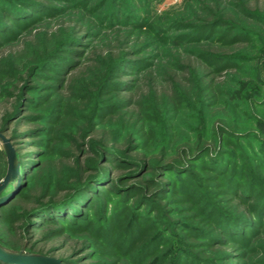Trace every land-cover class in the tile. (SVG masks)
I'll return each mask as SVG.
<instances>
[{
	"label": "trees",
	"instance_id": "1",
	"mask_svg": "<svg viewBox=\"0 0 264 264\" xmlns=\"http://www.w3.org/2000/svg\"><path fill=\"white\" fill-rule=\"evenodd\" d=\"M20 1L21 9L16 10L13 17L0 4V15H8V21L26 30L25 36L19 38L20 32L0 27V50L15 41L14 49L3 56L0 54V131L4 135L8 131L11 135L19 134V138L24 139L17 145V138L9 137L17 151L19 147L35 146L36 162L30 170L24 166L15 190L0 201V245L17 251L22 246L23 233L30 237L47 223L72 226L92 235L90 225L94 221L97 223V219L89 221L85 211L92 202V183L104 179L101 185L121 200L124 207L122 216L116 215L118 221L125 220V214L131 211L139 215L141 208L146 207L147 216L134 220L133 227L138 234L131 241L136 248L150 249L161 242L166 244L169 240L162 236V231L164 235L175 236L176 220L164 218L161 224L163 219L158 218L170 212L169 195L177 197L173 203L181 204L179 214L186 215V211L195 208L207 213L204 218L196 214L201 227L197 234L209 237V241L200 243L205 247L204 252L209 251L211 256H201L202 248L197 249V264H216L213 260L221 256L219 250H224L225 246L231 245V250L241 248L244 243L238 247L233 242H237L238 234L245 240L241 231L246 228L232 223L246 222L240 217L243 211L247 219H255L258 215L254 216L253 202L240 198L246 191L242 187L245 169L240 170L239 181L233 179L236 178L235 169L242 168L243 162H230L234 155L230 145L233 139L242 140L251 134L237 130L235 125L234 130H229L224 108V105L229 107V102L220 103L216 95L237 100L232 90L223 89L231 78L226 75L222 81L214 82L208 76L211 72L207 71L217 72L223 64L237 74L245 58L239 54L226 55L219 64L211 65L212 70H206L202 62L173 56L169 66L158 73L144 71L139 75L143 80L137 79L139 83L131 79L123 81L119 79V67L135 65L136 60H131L130 55L139 52L137 38L120 32L100 35L96 45L87 43L89 47L83 50L78 47H86L84 41L92 31V25L85 19L60 15L53 22H43L35 14L29 16L26 10L39 8L24 3L27 0ZM221 16L220 12L213 20L214 25L233 27L223 23ZM238 31L240 33L229 30V36L218 37L217 41L227 47L235 43L252 46L253 41H257L255 31ZM261 42L258 53L264 52V40ZM206 55L200 56L201 59ZM55 62L59 63V68L53 67ZM121 87L128 96L116 92ZM93 90H96L95 98L89 93ZM202 91L208 92L206 99L210 96L213 99L209 104L203 99L201 105L215 107L212 114L206 113L209 116L204 131L193 135L187 128V133L173 128L171 123L179 124L181 118L166 115L177 113L184 103ZM113 99L118 100L116 104L111 102ZM107 100V104H100ZM152 112L165 115L157 116L166 125L160 135V144L158 140L153 142L155 133L147 124ZM184 124L179 125L183 128ZM139 141L148 150L131 156L138 151ZM107 163L118 173L102 178L100 175L109 168ZM257 166L259 164L254 163V167ZM170 175L177 176V180ZM254 179L251 182L257 187L259 184H255ZM214 191L218 193L212 196L218 199L214 202H224L226 210L212 208L216 204L213 205L210 197H199L201 193ZM99 192L100 204L107 203L109 195ZM134 197L130 206H124ZM192 202L194 206H189ZM91 212L96 214L95 209ZM153 213L158 215L152 222L150 215ZM225 221L229 223L223 224ZM2 222L11 234L8 237L1 232ZM180 233L187 238L185 240L193 237L191 228L182 229ZM90 237L86 236L80 245L91 247L94 238L88 241ZM170 251L159 264H167L172 255L179 263L187 255L182 249ZM157 252L159 254L160 250ZM60 259L68 264L67 258ZM0 264L7 263L0 261Z\"/></svg>",
	"mask_w": 264,
	"mask_h": 264
},
{
	"label": "rangeland",
	"instance_id": "2",
	"mask_svg": "<svg viewBox=\"0 0 264 264\" xmlns=\"http://www.w3.org/2000/svg\"><path fill=\"white\" fill-rule=\"evenodd\" d=\"M20 2V0H0V4L11 13V17L14 16L16 10L21 9ZM24 3L39 8V10H31L28 7L26 10L29 11V16L35 14L43 22H53L60 15V17L65 18L70 15V17L85 19L84 21L87 24L92 25V31L84 41L86 47H78L83 50L89 47L87 43L96 45L100 35L120 32L128 34L132 39L137 38L136 48L139 52H132L130 55L131 60H136L135 65L132 64L126 67L125 64L119 67V79L123 81L131 79L139 83L137 79L143 80V77L141 78L139 75H142L144 71L151 70L153 73H158L161 68L169 66V60L173 56L191 58L198 63L202 62L206 70H212L211 65L219 64L222 57L226 55L239 54L245 58L246 61L240 65L242 70L237 74L234 69L224 67L223 64L219 66L222 67L221 70L207 72H211L208 76L214 82H220L223 76L229 75L231 82L228 83L227 88L223 87V89L232 90L237 100L224 95H216L217 99L220 103L228 104L229 102V107L224 105V108L227 109L226 121L229 124V130H234L236 126L237 130L248 131L247 133L251 134L242 140H232L230 148L233 150L234 155L230 157V162L232 160H235V164L243 162L242 168L239 166L235 169L236 178L233 179L239 181V172L245 169L242 187L246 191L242 193L240 198L254 203V216L258 215V219H247L249 217L243 211L240 217L245 218L246 222L232 224L246 228L241 231V233H244L245 240L239 238L238 234V237H236L237 242H233L238 247L239 244H244H241V248L236 247L232 250L230 249L231 245L225 246L224 250H219L222 257L220 256L213 262L216 264H264V52L258 53L257 51L263 43L261 41L264 40V0H27ZM221 8L223 10H220ZM35 11L40 13H34ZM220 12L222 22L233 27L214 25L213 22L215 21L213 20H216L215 17ZM37 23L41 24V22ZM0 27H7L11 32H20L21 36L19 38H23L26 34V30L19 29L14 22L8 21V15L5 17L0 15ZM238 29L247 33H249L248 30L255 31L257 41H253L252 46L235 43V45H228V47L217 41L218 37L227 36L229 30L240 33ZM241 34L244 35V33ZM230 39L232 41L233 37ZM14 42L5 45L0 50L1 56L5 55L9 49L15 48L12 46ZM242 48L244 49L241 50ZM241 51L242 53H236ZM206 54L214 57H208ZM202 55L206 56L201 59L200 56ZM59 66V63L55 62L53 64L54 68H59ZM123 90L121 87L116 92L120 96H128L129 93ZM95 91L89 92L94 98L97 95ZM207 93L202 91L200 95L194 96L190 101L184 103V106L177 113L166 115L179 116L181 118L179 122L185 123L181 128L180 123L176 124L173 121L171 123L172 127L181 130L182 133H187V128L193 135L204 131L203 127L208 125L209 115L206 113L212 114L215 110L213 106L205 105L203 107L201 105V101L208 97ZM136 98H139V95H136ZM210 99H213V97L210 96L209 99H206L207 104H209ZM116 101L118 100L113 99L111 102L116 104ZM107 102L108 100L101 101L100 104H107ZM150 116L147 124L155 133L152 140L154 143L158 140V144H160L162 142L160 135H163V127L166 125L157 116L165 115L152 112ZM182 116H185V119ZM5 136L17 138V145H20L19 142L24 140L22 137L19 138V134L11 135L9 131ZM142 143V141H139L138 151L131 153V156L148 150L146 147L143 148ZM19 148L18 151L15 148L17 155L19 158L21 157L19 178L8 187L7 191L10 190L9 195L19 184L24 166L27 165L30 170L36 162L33 155L35 146H27L25 149L23 147ZM4 157L5 153L0 142V179L6 170ZM261 161L262 164H260ZM254 163L259 164V166L254 167ZM107 166L109 168L100 175L102 178L112 177L118 173L117 169L112 168L111 163H107ZM240 176H242V173ZM170 177L177 180L175 175H170ZM253 178H255V184H259L257 187L251 182ZM102 182H104V179L92 183L93 190L91 191L93 194L90 196L92 202L87 205L85 211L89 221L97 219V223L94 221L90 225L93 231L92 235L86 230H76L72 226L61 227L60 225L47 223L33 232L30 237L23 233L21 246L23 250L27 253H38L56 258L64 257L67 258L68 264H159L170 250L182 249L187 253L186 257L176 263L175 258H173L174 255H172L167 264H197L198 259H196L195 251L202 248L200 242L209 241V237L197 234L201 227L197 223L198 217L196 214L204 218L206 212L203 214L201 210L195 208L186 211V215L179 214L181 204L176 201L173 203L177 197L169 195L170 212L166 215L163 214V217L160 214L158 218L163 219L161 224L164 222V218L176 220V224L179 226L177 225V229H175V236L168 233L164 235L162 231V236L169 240L166 244L161 242L153 245L150 249H144L142 246L136 248L137 245L131 241V238L134 236L136 238L138 234V230L135 232L133 227L134 220H140L143 216H147L145 215L146 207L141 208L139 215L131 211L127 215L125 214L127 217L125 220L119 219L120 221H118L116 215L122 216L123 213L122 202L105 186L101 185L104 184ZM132 190L134 192V189ZM99 191L109 195L107 203L100 204L101 192ZM203 196L210 197L213 205L216 204L212 208L226 210L224 202H214V200H218L213 198L218 196L217 191L201 193L199 197ZM134 200L135 197L130 199L124 206H130ZM189 206H194L193 202L189 203ZM92 209H95L97 216L91 212ZM157 215L156 213L150 215L152 222L155 221ZM227 223L229 222L225 221L223 224ZM2 224L4 225L1 226V232L5 237H8L11 234L6 229L5 223L2 222ZM188 228L192 229L193 237L185 240L187 238L183 237L180 230H187ZM89 235L94 238L92 246H81L82 241ZM235 236L237 235L235 234ZM158 250H160L159 254ZM208 253L209 251L204 252L203 250L201 256H211Z\"/></svg>",
	"mask_w": 264,
	"mask_h": 264
},
{
	"label": "water",
	"instance_id": "3",
	"mask_svg": "<svg viewBox=\"0 0 264 264\" xmlns=\"http://www.w3.org/2000/svg\"><path fill=\"white\" fill-rule=\"evenodd\" d=\"M0 142L6 158V170L0 179V201L9 195L8 187L19 178L20 158L10 138L0 131ZM0 261L7 264H65L60 258L38 253H27L21 247L17 251L4 249L0 245Z\"/></svg>",
	"mask_w": 264,
	"mask_h": 264
}]
</instances>
